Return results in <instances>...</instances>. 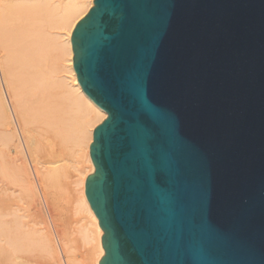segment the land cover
I'll return each mask as SVG.
<instances>
[{
    "label": "water",
    "instance_id": "water-1",
    "mask_svg": "<svg viewBox=\"0 0 264 264\" xmlns=\"http://www.w3.org/2000/svg\"><path fill=\"white\" fill-rule=\"evenodd\" d=\"M71 47L99 264H264V0H94Z\"/></svg>",
    "mask_w": 264,
    "mask_h": 264
},
{
    "label": "bare ground",
    "instance_id": "bare-ground-1",
    "mask_svg": "<svg viewBox=\"0 0 264 264\" xmlns=\"http://www.w3.org/2000/svg\"><path fill=\"white\" fill-rule=\"evenodd\" d=\"M93 2L0 0V81L3 82L4 91L9 93L10 99L8 95L7 98L11 101L12 113L21 122H18V130L23 135V143L32 163L31 173L25 157L12 156L13 153L18 155L20 146L13 127L16 124L11 118L13 114H10L0 85V251L8 252L10 249L11 252L7 256L6 253L3 255L5 251L1 253V257H5H0V264H99L105 254L102 245L104 232L87 200L85 184L87 177L95 170L89 156L93 132L106 119L107 113L79 86L73 69L71 47L72 32L78 21L93 7ZM62 36L65 37L64 41H60ZM65 70L71 78L60 75ZM68 142L84 145L81 157L83 166L76 181L80 196L76 197L72 207V213L76 216L73 221V229L77 231L75 237L79 236L84 247L88 246L87 256L82 260H78L73 246L76 238H71V226H68L69 230L65 224L57 223V213L49 208L55 242L36 190L38 187L47 207L53 205L54 201L49 196L53 191L63 189L62 178L66 174V159L61 156V144L65 147ZM18 191H23V197L30 202L32 221L38 218L43 227L38 226L40 222L31 224V220H26L31 216L26 215L28 206L23 208L15 197ZM22 194L18 195L22 198ZM24 241L28 242L30 251L22 247ZM32 247L40 250L38 254L33 252ZM58 249L65 255L63 263Z\"/></svg>",
    "mask_w": 264,
    "mask_h": 264
},
{
    "label": "rangeland",
    "instance_id": "rangeland-1",
    "mask_svg": "<svg viewBox=\"0 0 264 264\" xmlns=\"http://www.w3.org/2000/svg\"><path fill=\"white\" fill-rule=\"evenodd\" d=\"M62 33V32H61ZM65 39V37L64 36H62L60 39V41H64V39ZM67 63H65V65H66ZM61 73V72H60ZM61 76L63 75V76H68V78H71V76H70V73L68 74V72H67V70H65L64 72H62L61 74H60ZM0 78H1V75H0ZM0 80H2V79H0ZM0 85H1V87L3 86V82L2 81H0ZM2 89H3V92H4V95H5V98H6V101H7V103H8V105H9V108H10V114H13L12 113V110L11 109H13L12 108V106H11V101L9 102V99H10V97H9V93H7V92H5L4 90V87H2ZM7 95H8V98H7ZM8 99V100H7ZM11 106V107H10ZM13 116V117H12ZM15 116V117H14ZM11 118H12V120L14 121V125L16 126H13L14 127V130H16L15 132H16V138H17V141H19L18 142V144H19V152H18V155H16V153H15V155H14V153L12 154V156H14V157H16V156H21V157H25L26 159H25V161H26V165H27V167H28V169L29 170H31L30 172L32 173V163H30L31 162V159L29 158V155L27 154L28 152H27V148H26V145H25V143H23V140H24V138H22V133H19L20 131V129H19V123H21V122H19L20 120H19V118H17L16 117V115H15V113L13 114V115H11ZM19 122V123H18ZM12 124V125H13ZM15 128H17V129H15ZM19 129V130H18ZM19 133V134H18ZM20 136L19 138L17 137V136ZM69 141V140H68ZM70 141H71V139H70ZM73 142V141H72ZM21 143V144H20ZM71 142H68L67 144H65V147H63L62 145L63 144H61V151H63V152H61L62 154H61V156L62 157H64V159H66L65 160V163L67 164H65V167H66V174H65V176L62 178V182H63V189L62 190H58V191H56V192H52L53 194H51V196H49V199H52L53 201H54V203H53V205L52 206H50V207H47V204H45V200H44V198L41 196V192H40V190H38L39 188L37 187V185H36V190H37V192H38V194L40 195L39 197V200H40V202H41V206H42V209H43V213H44V216H45V220H46V224L47 225H49L48 226V228H51V230L50 231H52L51 232V234H52V236H53V238H54V240H55V242H57V240H56V234H55V231H54V225H53V222H52V219H51V217H50V215H49V208L52 210V212L54 213V212H56L57 213V215H58V218H55L57 221V223L58 222H61V223H63V224H65V226H67V229H69L70 230V228H72L71 230H70V232H71V238L73 239L76 235H77V231L75 230V229H73V227L75 228V223H73V221H74V217L76 218V216H74L73 214L74 213H72L73 211V209H72V207L74 206V201H76L77 199H76V197H78V196H80V187L79 186H77L76 185V181L79 179V170H81V167L83 166V148H84V145H82V144H80V143H74V145H73V143L71 144ZM66 145H67V147H66ZM74 146V147H73ZM82 147V149H81V147ZM69 147V148H68ZM21 148H23L22 150L23 151H21ZM63 148H64V150H63ZM78 152H77V151ZM21 151V152H20ZM80 151V152H79ZM24 152V153H23ZM74 152V153H73ZM63 153H65L64 155H63ZM70 153V154H69ZM82 153V154H81ZM74 156H73V155ZM77 154V155H76ZM81 154V155H80ZM25 155V156H24ZM28 155V156H27ZM80 156V157H79ZM73 157V158H72ZM79 157V158H78ZM82 157V158H81ZM80 161V164L81 165H79V161ZM81 159H82V161H81ZM72 162H71V161ZM78 162V163H77ZM64 163V162H63ZM79 166H78V165ZM76 165V166H75ZM68 166V167H67ZM83 171H86L85 169H83ZM78 175V176H77ZM77 176V177H76ZM32 177H33V179H34V175L32 174ZM78 178V179H77ZM79 188V189H78ZM79 190V191H78ZM22 192L23 191H21V192H17V193H15L14 195H15V197L17 198V200L19 201V203H20V205L24 208V206L25 207H27L28 209H27V212H26V215H29V216H31V210L29 209V204H30V202L28 201L27 202V198H25V197H23L24 196V194H22ZM19 193H21L22 195V198L20 197V195H18ZM62 193V194H61ZM17 194V195H16ZM14 195H12L13 197H14ZM20 197V198H19ZM23 198H25L24 200H25V203H23L24 201H23ZM22 199V200H21ZM76 199V200H75ZM21 200V201H20ZM21 202H22V204H21ZM74 202V203H73ZM72 203H73V205H72ZM55 204V205H54ZM27 205V206H26ZM54 206V207H53ZM51 207H53V208H51ZM56 208V210H54ZM78 218V217H77ZM34 218L31 216V217H28V218H26V220H31V224H33V222L34 221H32ZM60 220V221H59ZM39 222H40V220H38V218L37 219H35V222L34 223H38L39 224ZM72 222V223H71ZM41 223V222H40ZM52 223V224H51ZM37 224V225H38ZM36 225V226H37ZM42 226V223L41 224H39L38 226L41 228V226ZM70 228H69V227ZM38 227V228H39ZM43 227V226H42ZM73 230H75V232L73 231ZM76 234V235H75ZM77 237H78V239H77ZM77 237H75L76 238V240L74 239L73 241H75L74 243H73V246H74V248H75V251H76V255H77V258H78V260H82V259H84L86 256H87V247H84L85 245H84V243H83V241L79 238V236H77ZM78 240H79V243H76V242H78ZM32 241H34L35 242V240H34V238L32 239ZM30 242H31V240H30ZM21 243V242H20ZM23 243V242H22ZM21 243V244H22ZM28 243V242H27ZM27 243H25V241H24V245L22 246L24 249L26 248V250L27 249H29L30 248V246L27 244ZM25 244H27V246H25ZM34 244V243H33ZM33 244H30V245H32L33 246ZM36 244V243H35ZM78 244V245H77ZM81 244V245H80ZM28 246H29V248H28ZM78 246V247H77ZM79 246H80V248H79ZM35 248H38V247H36V245L34 246ZM78 249H77V248ZM10 250V249H9ZM9 250H8V252L6 251V250H1L0 251V257H1V253L2 252H4L3 253V255H5V253H6V255L5 256H7V254L9 253ZM25 250V251H26ZM32 250H33V252L34 251H36L35 253L36 254H38V250L39 249H34L33 247H32ZM28 251V250H27ZM29 251H30V249H29ZM40 251V250H39ZM58 251L60 252V253H62L61 251H60V249H58ZM81 251V252H80ZM84 252V253H83ZM11 253V252H10ZM9 253V254H10ZM59 253V256H61L60 258H62L61 259V261L65 258V255L62 253V254H60ZM5 256H2L1 258H4ZM63 256V257H62ZM82 256H83V258H82ZM42 260H44V258H41ZM64 261V260H63ZM63 261H62V263H63Z\"/></svg>",
    "mask_w": 264,
    "mask_h": 264
}]
</instances>
